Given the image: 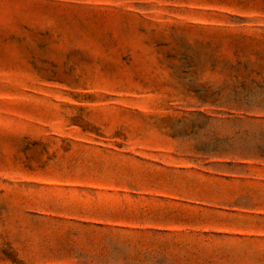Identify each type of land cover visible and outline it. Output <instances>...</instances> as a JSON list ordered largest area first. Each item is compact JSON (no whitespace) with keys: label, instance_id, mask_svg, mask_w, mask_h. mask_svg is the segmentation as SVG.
<instances>
[{"label":"rangeland","instance_id":"obj_1","mask_svg":"<svg viewBox=\"0 0 264 264\" xmlns=\"http://www.w3.org/2000/svg\"><path fill=\"white\" fill-rule=\"evenodd\" d=\"M0 264H264V0H0Z\"/></svg>","mask_w":264,"mask_h":264}]
</instances>
